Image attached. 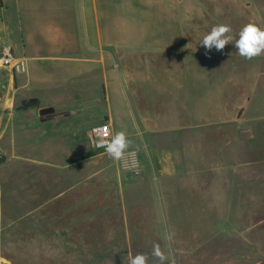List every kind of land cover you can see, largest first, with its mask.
Returning a JSON list of instances; mask_svg holds the SVG:
<instances>
[{
	"label": "rangeland",
	"instance_id": "rangeland-1",
	"mask_svg": "<svg viewBox=\"0 0 264 264\" xmlns=\"http://www.w3.org/2000/svg\"><path fill=\"white\" fill-rule=\"evenodd\" d=\"M199 1L191 0L192 7ZM152 2L112 6V26H124L121 38L143 41L132 53L112 48L110 73L122 77V68L136 70L134 58L167 61L170 56L166 48L157 54L142 49L156 41ZM131 5L137 7L133 12ZM232 13L226 10L223 18L211 16L206 23L215 18L237 33L240 14ZM41 65L50 77L65 75V63ZM9 75L0 69V111L15 115L0 129V264H128L137 253L159 264L152 258L154 246L167 256L165 264H264V164H249L264 150V112L240 110L235 130L224 129L222 174L193 170L163 181L161 191L153 179L142 177L150 152L141 142L127 148L142 157L137 173L123 171L119 163L115 168L104 158L107 151L93 148L90 131L105 121L100 111L108 104L90 100L86 77L91 72L79 75L73 95L47 84L29 93L23 75L13 82ZM46 107L55 115L41 119ZM212 156L210 167L219 163Z\"/></svg>",
	"mask_w": 264,
	"mask_h": 264
},
{
	"label": "crops",
	"instance_id": "crops-1",
	"mask_svg": "<svg viewBox=\"0 0 264 264\" xmlns=\"http://www.w3.org/2000/svg\"><path fill=\"white\" fill-rule=\"evenodd\" d=\"M126 1L0 0V47L11 44L16 55L27 59L29 71L23 82L29 93L41 92L47 84L68 90L62 94H78L75 81L81 73L91 72L86 77L90 100L108 104L100 114L110 123L113 137L125 131L128 148L141 142L150 152L142 177L153 179L161 191L163 181L192 175L193 170L213 168L216 175L222 174L224 129L235 130L240 110L264 112V55L246 60L234 44L222 51H207L200 42L219 24L215 18L226 10L240 14L237 33H231L233 43L243 27L240 21L264 28V0H200L193 7L191 0H151L156 41L142 49L157 54L166 48L170 56L167 61L134 58L136 70L122 68L121 77L107 70L110 50L132 53L131 49L142 46L143 41L123 39L120 32L124 26H112V6L126 8ZM210 5H214L211 10ZM130 7L132 12L137 9ZM208 9L215 18L207 24L211 17ZM43 62L65 63L61 71L65 75L50 77ZM139 64L146 70H139ZM160 64L166 66L158 67ZM9 77L13 82L14 77ZM14 117L7 108L1 109L0 129L10 125ZM211 156L219 162L213 167ZM104 158L117 167L118 160L108 155ZM257 160L264 164V150L255 153L249 164L260 163Z\"/></svg>",
	"mask_w": 264,
	"mask_h": 264
},
{
	"label": "clouds",
	"instance_id": "clouds-1",
	"mask_svg": "<svg viewBox=\"0 0 264 264\" xmlns=\"http://www.w3.org/2000/svg\"><path fill=\"white\" fill-rule=\"evenodd\" d=\"M232 32L233 29L228 24L215 25L203 37L200 44L207 51H211L213 48L222 51L227 45L234 44L238 54L246 60L264 55V28L255 23H247L239 30L238 38L234 40V43ZM104 146L110 158L121 160L126 149L130 146V141L125 131H119ZM152 258L158 260L159 264H165L167 260V256L159 246H154ZM149 259L147 254L137 253L128 261V264H149Z\"/></svg>",
	"mask_w": 264,
	"mask_h": 264
},
{
	"label": "built area",
	"instance_id": "built-area-1",
	"mask_svg": "<svg viewBox=\"0 0 264 264\" xmlns=\"http://www.w3.org/2000/svg\"><path fill=\"white\" fill-rule=\"evenodd\" d=\"M0 69L7 71L12 78L15 75H24L29 70L27 59L16 55L11 44L0 47ZM90 137L95 150L106 151L105 143L113 138L110 123L103 122L93 126ZM118 163L123 171L137 173L142 170L141 155L135 149H126L124 157Z\"/></svg>",
	"mask_w": 264,
	"mask_h": 264
},
{
	"label": "water",
	"instance_id": "water-1",
	"mask_svg": "<svg viewBox=\"0 0 264 264\" xmlns=\"http://www.w3.org/2000/svg\"><path fill=\"white\" fill-rule=\"evenodd\" d=\"M40 117L44 119L49 116L55 115V109L53 107H46L40 110Z\"/></svg>",
	"mask_w": 264,
	"mask_h": 264
}]
</instances>
